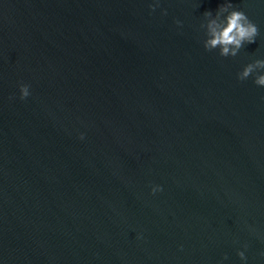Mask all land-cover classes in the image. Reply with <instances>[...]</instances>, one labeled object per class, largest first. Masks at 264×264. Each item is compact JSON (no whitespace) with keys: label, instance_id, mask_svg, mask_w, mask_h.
Listing matches in <instances>:
<instances>
[{"label":"water","instance_id":"1","mask_svg":"<svg viewBox=\"0 0 264 264\" xmlns=\"http://www.w3.org/2000/svg\"><path fill=\"white\" fill-rule=\"evenodd\" d=\"M156 2L0 0V264H264V0Z\"/></svg>","mask_w":264,"mask_h":264},{"label":"clouds","instance_id":"2","mask_svg":"<svg viewBox=\"0 0 264 264\" xmlns=\"http://www.w3.org/2000/svg\"><path fill=\"white\" fill-rule=\"evenodd\" d=\"M159 0L155 4H150L149 7L154 11L158 6ZM231 9V11H229ZM227 13L223 19L221 15ZM166 14V10L164 11ZM204 16L207 17V22L202 27L205 28V39L203 46L207 51L219 49V55L222 57H235L238 51L246 43H254L258 33L257 25L252 22L246 13L242 10L234 8L231 2L222 4L216 16H212L211 11H206ZM177 24L181 23L176 21ZM258 68H264V59H256L248 63L243 69L237 73V78L244 81L249 76H253ZM254 83L258 86H264V74L254 75ZM30 95L29 85H20V98L25 99ZM162 190L160 186L153 187L152 191ZM241 259H246L244 252L238 253Z\"/></svg>","mask_w":264,"mask_h":264}]
</instances>
